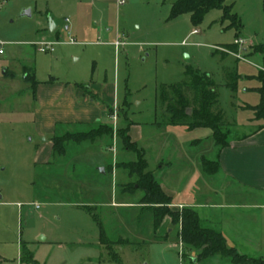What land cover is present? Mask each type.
Wrapping results in <instances>:
<instances>
[{"label":"rangeland","instance_id":"374dc122","mask_svg":"<svg viewBox=\"0 0 264 264\" xmlns=\"http://www.w3.org/2000/svg\"><path fill=\"white\" fill-rule=\"evenodd\" d=\"M176 1L0 0L5 51L0 54V264H188L203 259L204 247L183 242L181 224L170 217L154 232L153 206L140 203L143 190L124 191L130 188L124 184L138 176L118 164L137 156L123 150L119 136L108 147L104 137L70 143L65 155L48 164L37 161L36 148L44 143L32 121L33 87L23 78V68L30 67L39 81L56 76L82 83L99 107L96 120L118 129L138 125L132 132L143 136L139 146L148 142V169L161 182L167 175L171 188L190 178L202 187L198 162L201 155L212 157L215 134L209 127L168 126L171 114L158 94L186 81L190 68L208 73L219 93L211 110L222 124L218 140L229 142L254 128L246 123L253 116L246 104L260 102L257 87L264 84V0H224L241 18L238 36L230 20H222L221 8L194 24L189 13L172 16ZM41 42L53 50L40 51ZM7 67L12 74L3 73ZM234 73L232 89L227 80ZM109 107H116V121L106 115ZM81 129L88 127L58 126L56 132ZM162 160L173 164L161 169ZM208 169L219 180L217 166ZM233 196L212 192L208 200ZM96 216L106 234L102 240ZM169 227L174 231L166 237ZM213 256L236 263L235 251L231 257Z\"/></svg>","mask_w":264,"mask_h":264},{"label":"crops","instance_id":"0c3cea01","mask_svg":"<svg viewBox=\"0 0 264 264\" xmlns=\"http://www.w3.org/2000/svg\"><path fill=\"white\" fill-rule=\"evenodd\" d=\"M23 71V78L30 81L33 87L35 106L32 121L40 136V141L44 143L38 144L35 155L38 156L37 161L41 159L48 164L53 157L52 137L55 135L57 127L89 126L97 121H102V119L96 120L100 116L99 107L93 103L94 98L89 99V95L86 94L88 91H84L82 83L62 81L56 76H50L47 80L39 81L36 79V73L32 68L25 67ZM3 73L12 74V71L7 67L3 69ZM262 78L264 81V74ZM261 101L262 96L260 94ZM259 103L246 104L249 106V110L253 112V116L248 118L246 123L254 124V128L231 139L229 144L224 147L219 148L213 142L214 153L211 158L213 160L216 158L218 162L219 180L212 179L210 173L205 171L202 165V159L205 157L203 155L200 156L198 162L201 165L199 179L203 178L202 187L191 183L190 178L188 180L182 179L180 187L175 189L171 188L172 180L168 179L167 175L162 178V182L156 176L162 188L172 196V205L175 208H194L199 215L201 226L221 232L228 246L234 247L241 254L251 258H264V119H257L255 111L251 108V106ZM106 113V115L114 117L108 112V109ZM117 117L118 115L116 118L114 117L115 121ZM112 126L115 131L118 130L116 125ZM128 126L132 140L138 144L143 136L140 135L137 138L138 136L135 137L132 132L138 125L132 122ZM168 126H172V124H168ZM160 127H164V125ZM45 135L49 137L47 138ZM197 140L200 139L195 141ZM102 141L107 147L109 146L106 138ZM141 145L138 144L146 154L149 148L148 142H142ZM172 162L162 160L159 168H170ZM212 192H215L216 195L219 192L233 193L235 196L231 199L209 201L208 198ZM239 196L246 198H238ZM173 231L174 228L169 227L167 236ZM187 250L188 248L185 247L184 255ZM188 264L236 263L226 257L219 258L211 255L200 260L194 258Z\"/></svg>","mask_w":264,"mask_h":264},{"label":"trees","instance_id":"16d2710c","mask_svg":"<svg viewBox=\"0 0 264 264\" xmlns=\"http://www.w3.org/2000/svg\"><path fill=\"white\" fill-rule=\"evenodd\" d=\"M214 8L222 9V20L229 19L230 23L228 26L235 27L237 30L236 36H238L242 27L241 18L238 13L233 11V4H225L224 0H177L172 7V16L189 13L193 23L199 24L205 15ZM233 44L235 45V43ZM234 74L236 75V73ZM186 76V81L165 86L166 89L162 90L161 94H158V99L167 105L166 110L171 114L169 124L184 125L189 129L209 127L215 134L214 140L217 147L221 148L228 145L229 142L218 140L222 124L220 123V117L213 116L211 111L219 101L217 84L208 73L201 75L199 72L191 70V68L186 71ZM237 76L232 80L228 76L227 85L232 89L236 87L235 78ZM184 86L192 91V97L187 95ZM257 90L262 96V101L258 105L251 106V108L255 111L257 119H264V87L257 88ZM188 108H191L192 113L189 114L187 112ZM108 112L113 114L114 108L109 107ZM87 127V130L81 129L77 132H56L52 137L53 157L65 155L70 143L94 141L101 137L106 138L109 146H111L113 138L117 134L122 140L123 150L133 152L137 156L134 160H125L118 164V167L127 170L130 176H138V181H130L124 184L123 188H132L124 191L134 192L137 189L143 190L144 195L140 203L144 206H153L155 233H158L162 223L168 216L175 224H181L180 237L183 242L196 249L204 247L203 251L199 254L200 258H207L215 252H222L224 255L231 257L235 251L236 259L234 261L236 263L243 264L250 262L251 264H264V258L247 257L239 253L234 247H228L225 237L221 232L201 226L199 215L194 208L184 207L182 211L171 208V204L173 203L172 196L162 188L155 174L148 169L149 164L145 157V151L138 146L136 141L132 140L129 126L115 131L112 125L97 121ZM210 164L218 166L217 161L203 157L202 165L206 172H209L208 166ZM111 170L112 167L110 168ZM95 218L100 225L102 240L103 237H106L105 230L101 220L97 216ZM164 236L167 237V234Z\"/></svg>","mask_w":264,"mask_h":264},{"label":"built area","instance_id":"2783aa9c","mask_svg":"<svg viewBox=\"0 0 264 264\" xmlns=\"http://www.w3.org/2000/svg\"><path fill=\"white\" fill-rule=\"evenodd\" d=\"M241 41H242V39H236L235 40L236 43H239ZM118 43L119 42H117V44ZM40 44H41V46L39 47V50L42 51V52H46L48 50H53V47L51 46L52 44H47V43H44V42H41ZM3 45H4V42L0 41V54H2L4 52ZM113 115L116 118V114H113Z\"/></svg>","mask_w":264,"mask_h":264},{"label":"water","instance_id":"95a60500","mask_svg":"<svg viewBox=\"0 0 264 264\" xmlns=\"http://www.w3.org/2000/svg\"><path fill=\"white\" fill-rule=\"evenodd\" d=\"M24 14L30 15L31 14V10L30 9H26L24 11ZM50 28H51L52 31H54L56 29V25L54 23H51L50 24ZM187 112L190 114L191 108H188ZM102 171H104V169H102ZM41 239H44V237L41 236Z\"/></svg>","mask_w":264,"mask_h":264}]
</instances>
